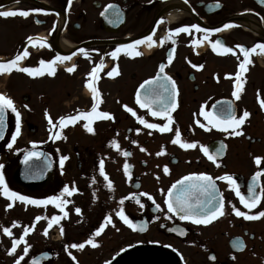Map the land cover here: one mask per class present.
Instances as JSON below:
<instances>
[{"label": "flooded vegetation", "instance_id": "1", "mask_svg": "<svg viewBox=\"0 0 264 264\" xmlns=\"http://www.w3.org/2000/svg\"><path fill=\"white\" fill-rule=\"evenodd\" d=\"M0 10H42L32 11L27 17H0V62L7 63L25 50L29 55L18 64L26 61V67L31 68L42 67L41 60L48 62L57 55L70 57L53 65L54 74L45 71L33 77L26 73L33 94L23 95L22 101L28 103L34 95V100L46 109L47 122L48 116L52 120L57 117L53 116L54 108L65 109L64 118L79 117L66 121L62 149L33 143L34 157L45 160L50 181L35 191L16 187L35 200L56 196L67 201L63 212L55 203L46 204L51 209L44 231L46 247L25 264H32L41 254L46 255V260L40 264H264V217L249 220L235 214V210L251 216L264 212V48L257 47L264 45L261 0H0ZM194 24L209 30L207 40L203 31L193 28L176 34L175 43L163 39L178 27ZM217 28L222 30L213 31ZM153 31L156 43L151 47L145 42L133 49H122L116 58L110 55L116 48L133 44ZM216 40L233 52L224 53L219 46L214 50ZM237 46L255 49L249 52L250 62L243 71L240 64L245 57ZM81 48L87 50L88 57L78 51ZM137 51L141 55L136 56ZM162 64L164 74L177 88L170 124L136 102L140 86L155 79ZM73 66L72 72L67 71ZM93 68L97 69L95 77L89 75ZM14 71L16 68L11 75ZM109 72L113 75L109 76ZM6 73H0V81ZM0 94L11 98L21 115L17 96L2 85ZM228 103L237 118L245 111L250 114L239 127L225 131L224 126L210 124L201 114L223 117L226 113L219 109H226ZM115 104L120 108L116 114ZM125 105L137 115L128 112ZM86 106L110 114L93 116V132L87 131V137L95 138V149L88 150L81 148L77 137L87 121L80 117ZM5 113L6 140L13 130L17 135V118L11 109ZM137 116L149 123L168 124L171 130L162 133L149 129ZM36 128L31 132L36 133ZM177 129L183 142L196 147L185 149L173 143ZM5 140L0 143L1 151ZM221 145L223 150L216 156ZM205 147L215 160L205 155ZM61 158H66L62 166ZM256 158H260V164ZM125 165L130 167L126 170ZM199 174L214 179L224 203V214L206 225L169 213L166 203L173 184ZM225 175L232 176L236 185L218 179ZM251 185H255L260 200L247 208L237 196L236 187L247 198ZM65 187L74 190L72 195H61ZM115 199L133 225L126 224L131 242L116 251ZM53 216L61 219L52 221ZM39 218L33 219L35 228ZM90 239L95 247L87 243ZM73 244L84 247L72 248Z\"/></svg>", "mask_w": 264, "mask_h": 264}, {"label": "snow or ice", "instance_id": "2", "mask_svg": "<svg viewBox=\"0 0 264 264\" xmlns=\"http://www.w3.org/2000/svg\"><path fill=\"white\" fill-rule=\"evenodd\" d=\"M262 3H264V0H261ZM116 6L110 5L109 8L115 9ZM32 11H42V10H19V11H3L0 10V17H14L16 15H20L23 17H27L29 14H31ZM115 15L118 17L119 12H115ZM160 22H157L156 27L158 28ZM225 28L231 27V25H225ZM190 28L195 29L197 32L203 31L205 33L204 39L207 40L208 36L207 33L209 32L208 29H201L199 25H191V26H182L178 27L175 30L169 32V34L164 37V40H171L172 43H175L174 36L179 33H188L190 31ZM222 29H215L213 31L219 32ZM155 35V31H153L152 34L142 38V39H137L134 41L133 44H128V45H122L118 48H116L110 55L113 58L117 57V54L122 51V49H133L137 45L144 44L145 42L148 43V46L151 47L156 41L153 40V36ZM32 38L29 37V42H31ZM198 43V42H197ZM217 46L223 49L224 53L228 52H233L232 48L224 46L223 42L221 40H216L213 44L212 47L214 50L217 49ZM240 48V50L243 52V55L245 57L244 61L240 64V68L243 71L245 69V65L249 63L250 61L248 60V55L250 51H255V49H247L244 48L243 46H237ZM257 47L264 48V45H257ZM78 51L83 53L85 57H88L89 54L87 50L81 48ZM174 52L175 49H172ZM29 55L27 50L24 51L23 55H17L13 60L3 63L0 62V73L4 72H10L13 68H17L18 62L21 61L24 56ZM136 56L141 55L140 52H135ZM70 59V57L67 56H60L57 55L53 60L45 62L43 60L40 61V64L42 67L38 68H31V67H23V68H18L19 71L25 72L30 76H39L43 75L45 71H47L49 74H54L55 73V68L53 65H55L58 61H66ZM169 62H171L172 56L170 55L168 57ZM73 67H70L67 69V71L72 72ZM164 65L162 64L159 69V73L157 77L153 80H147L145 81L141 86L140 89L141 91L137 92L136 94V102L139 104L141 108H147L150 112L151 115L153 116H163L166 120L169 121V124L172 122V117L169 114L172 109L176 107V94H177V88L175 85V82L171 79V77L167 76L164 74ZM193 67H196V65H193ZM202 67V66H201ZM97 69L93 68L92 72L89 73L90 76L95 77ZM116 69H113V72H115ZM113 72H109L108 75L112 76ZM118 74V73H117ZM163 74V75H161ZM239 79V77H238ZM89 87H91L92 92L95 95H98L97 89L95 87H92L91 84H89ZM237 88H239V85H237ZM234 95L237 96V99L239 96L237 93H234ZM227 103V102H226ZM156 106L155 109L153 106ZM27 107V105L25 106ZM125 108L127 109L128 112H130L133 116H136V112L125 105ZM6 109H11L13 112L16 113V134L18 135L20 132V114L14 107V102L11 100V98L6 97L3 94H0V139H3V116L5 114ZM220 112L226 113L223 117L220 115H217L215 113H208V112H202L201 114L204 115V117L208 120L210 124H214L216 127H221L224 126V130L227 131L228 128H233V127H239L244 123V118L248 117L250 114L245 111L243 113V116L240 118H237L235 115V112L233 110V107L230 103H228V107L226 109L221 108L219 109ZM101 116V117H110V114L107 112H97V108L93 106L92 110L90 113H80V117H83L86 120L91 121L93 116ZM49 124L52 125L53 121L50 116L47 117ZM79 117L78 116H71V117H61L59 120V126L63 127L67 122H72L77 120ZM137 119L139 122L143 125H145L149 129H159L160 132H167L170 131L171 129L169 128L168 124H165L164 126H161L159 124L155 123H149L147 120L138 117ZM199 123V121H197ZM203 126V125H202ZM87 128L88 132H93V128L90 127L89 125H85ZM239 134V133H237ZM16 140V135L12 136V141L14 142ZM173 143L179 144L180 147L185 148V149H192L196 147V144L194 143H187L183 142L181 140V134L179 130L177 129L175 132V139L172 141ZM9 148L12 147V144L9 143L7 145ZM223 145H221L220 149H218L216 156H219L220 152L223 150ZM205 153V155H208V149L205 147L202 149ZM35 152H29L25 156V162L32 157L35 156ZM125 155H130V153H125ZM208 158L210 160H215V157L212 155H208ZM64 159L66 158H61V166L64 163ZM260 158H256V163L260 164ZM128 165H125V169H128ZM3 168V165H0V169ZM103 161L100 163V170L101 174H103ZM165 172L168 171L167 168L164 169ZM261 175V173H257V176ZM218 179H222L228 182L229 185H236L235 179L230 176V175H225L223 177H219ZM0 191H2V194L9 200H14L18 199L19 201L22 202H27L29 204H34V205H40V204H48V203H55L56 207L61 210V212L64 211V205L67 203L66 200L61 199V197H49L46 200H35L30 197L21 195L17 192L11 191L5 182V178L3 175V172L0 171ZM74 190H70L68 187H65L63 190V193L61 194L63 196L64 193L67 195H72ZM250 195L245 198V196L241 195L239 192V187H236V194L239 196L240 201L242 204L245 205L247 208H252L254 207L260 200V196L257 195L256 190H255V185L249 186L248 189ZM168 199L166 201L167 207H168V212L169 213H174V214H179L180 219L182 220H190L191 222L195 224H208L212 220L216 219L218 216H222L224 214V203H223V197L218 194V189L216 187V184L214 182V179L207 175V174H199V175H194V176H186L183 178V180L178 181L176 184H173L172 187L168 190L167 192ZM193 197H195V200H193ZM135 199V197H133ZM149 199H152L149 196ZM8 208L12 207V204L7 205ZM157 208H159V205H157ZM77 213L80 212V209H76ZM235 214L237 216H244L246 219L252 220V219H257L259 217H264V212H260L258 216H251V215H246L243 212H240L239 210H235ZM65 216H67V213H64ZM121 219L128 224L130 227L132 225V221L129 220L123 212L120 213ZM37 220L40 218L37 217ZM61 217L59 216H53L51 218L52 221L59 222ZM109 222L111 218H108ZM51 226V224L49 225ZM63 229L61 228V231ZM103 229H99L96 232V235H99L100 232ZM4 233L7 234L8 236H12V232L9 228H4L3 229ZM25 235L28 233V229L24 230ZM21 243V240L19 239H14L13 240V247L10 250V254L14 253L16 250V246ZM87 243L91 244L93 247L96 246V244L90 239ZM235 246V245H234ZM72 248H83V244H73L71 245ZM29 246L25 242V247H24V253L27 254ZM71 255V254H70ZM23 259V256H21L17 261L16 264H20V260ZM75 259V257H73ZM35 264V262H34Z\"/></svg>", "mask_w": 264, "mask_h": 264}, {"label": "rangeland", "instance_id": "3", "mask_svg": "<svg viewBox=\"0 0 264 264\" xmlns=\"http://www.w3.org/2000/svg\"><path fill=\"white\" fill-rule=\"evenodd\" d=\"M29 65L26 61H22L21 65L18 64L15 74L11 75V72H7L3 81H0V85L4 86V90H9L10 93L14 94L19 98L21 122L20 132L16 135V140L12 141V136L15 135L14 131L10 134L11 138H7L2 144V152L0 150V165L3 168L0 171L3 172L7 187L14 192L21 195L32 198L28 192H23L17 189L11 182V175L15 167L22 161L25 156L32 152L33 143L38 142V145L48 148L53 147L56 149L59 147L62 149L64 126H59V120L62 114L65 113V109L54 108L53 124L50 125L49 121H45L44 117L46 109L40 106L35 100L25 103L22 101V96L32 95L33 92L30 90L29 83L26 77V73L17 70ZM115 87V92H116ZM90 94V92H88ZM88 96V94H87ZM27 105V107H25ZM92 108L89 106L85 108V113H90ZM120 108L115 104V114L119 112ZM93 126L91 121L87 120L83 123L82 133L77 132L81 148L84 150L95 149V138L87 137V128L85 125ZM66 126V125H65ZM37 127V132H31V128ZM47 140V142H45ZM11 143L12 147L9 148L7 145ZM80 147V146H79ZM33 199V198H32ZM12 204L11 208L7 205ZM122 204L117 202L115 199V251L121 246H126L131 242L132 235L131 231L126 227V223L120 219V210ZM51 209L47 208V205L40 204L35 208L34 204L19 201L18 199L9 200L0 191V264H16V261L23 256L20 260V264H25V261H29L34 254L38 251L45 249V237L44 231L47 224V215H50ZM41 217L38 221L36 228L32 226L33 219ZM9 228L12 232V236H8L4 233L3 229ZM28 229L27 235L24 230ZM57 236V233H54ZM14 239L21 240L18 250L10 254L12 249V241ZM61 240V238H60ZM25 242L29 246L27 254L24 253ZM83 259V255L81 256ZM24 261V262H23Z\"/></svg>", "mask_w": 264, "mask_h": 264}, {"label": "water", "instance_id": "4", "mask_svg": "<svg viewBox=\"0 0 264 264\" xmlns=\"http://www.w3.org/2000/svg\"><path fill=\"white\" fill-rule=\"evenodd\" d=\"M172 110L170 111V113L172 112ZM3 121L4 123H3L2 132L4 139L8 129L6 113L3 116ZM3 139H0V143L3 141ZM50 178L51 176L49 170H47L46 162L40 158H35V157H30L27 160V162H25V159L21 161L20 164L16 167V169L12 173L13 184L18 188H20L21 190H26V191H35L43 188L47 184V182L50 181ZM17 247L18 245L16 246V248ZM139 259L140 258H137L136 261H140ZM45 260H46V255L41 254L32 261V264H34V262L35 264H40L41 261H45Z\"/></svg>", "mask_w": 264, "mask_h": 264}, {"label": "bare ground", "instance_id": "5", "mask_svg": "<svg viewBox=\"0 0 264 264\" xmlns=\"http://www.w3.org/2000/svg\"><path fill=\"white\" fill-rule=\"evenodd\" d=\"M176 14H177V13L173 14V16H176ZM173 16L171 17L172 20L175 19V17H173ZM70 48H71V47H67V49H70ZM20 65H21V64H20Z\"/></svg>", "mask_w": 264, "mask_h": 264}]
</instances>
